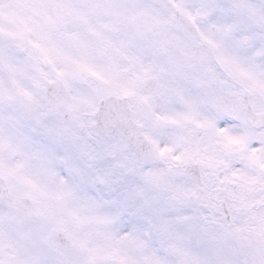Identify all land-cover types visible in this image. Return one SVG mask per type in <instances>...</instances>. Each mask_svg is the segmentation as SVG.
I'll use <instances>...</instances> for the list:
<instances>
[{"label": "snow or ice", "instance_id": "1", "mask_svg": "<svg viewBox=\"0 0 264 264\" xmlns=\"http://www.w3.org/2000/svg\"><path fill=\"white\" fill-rule=\"evenodd\" d=\"M0 264H264V0H0Z\"/></svg>", "mask_w": 264, "mask_h": 264}]
</instances>
